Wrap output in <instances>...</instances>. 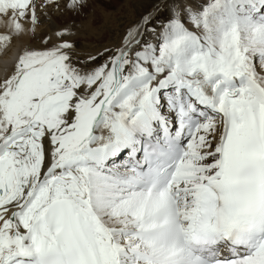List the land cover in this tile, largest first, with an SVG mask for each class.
Masks as SVG:
<instances>
[{"label":"snow or ice","instance_id":"snow-or-ice-1","mask_svg":"<svg viewBox=\"0 0 264 264\" xmlns=\"http://www.w3.org/2000/svg\"><path fill=\"white\" fill-rule=\"evenodd\" d=\"M103 54L0 79V264H264V0H154Z\"/></svg>","mask_w":264,"mask_h":264},{"label":"bare ground","instance_id":"bare-ground-1","mask_svg":"<svg viewBox=\"0 0 264 264\" xmlns=\"http://www.w3.org/2000/svg\"><path fill=\"white\" fill-rule=\"evenodd\" d=\"M138 1L141 2L142 0H82L83 5L69 7L70 0L67 3L63 2V4H59L58 0H35L37 7H39L37 8L38 21L35 25L37 31L34 30L33 32L31 21L25 19L22 23L26 30L19 36H13L7 47L0 49V79H2L3 74L5 76L12 71L14 67L12 61L23 49H40L54 46L52 42H45V36L49 32L54 35L59 33L64 24L77 21V18L78 21L86 19L85 29H83L84 37L74 36L68 41L76 42L79 37L82 40L87 36L86 43L90 45L94 44L93 42H98L97 44H99L101 41L109 39L112 30L118 28L117 16L125 13L129 15L130 11L134 16L132 8ZM44 4L49 7L42 8ZM185 4L187 5V2ZM62 8H64V12H62ZM190 8L193 9L192 7ZM113 10H115L114 13L112 12ZM87 13H89V16ZM133 16L131 17L134 18ZM186 24L189 27V24ZM70 30L72 31V28ZM7 31V27L0 24V33H6Z\"/></svg>","mask_w":264,"mask_h":264},{"label":"rangeland","instance_id":"rangeland-1","mask_svg":"<svg viewBox=\"0 0 264 264\" xmlns=\"http://www.w3.org/2000/svg\"><path fill=\"white\" fill-rule=\"evenodd\" d=\"M58 2H59V4H63V2L67 3L68 0H58ZM153 2H154V0H142L141 2L138 1V2H136L135 5H133V8H132L134 10V14H135L134 16H133L131 11L129 12V15H128V13H125L123 15H119L120 17L117 16L116 20H118L117 22L119 24L118 25L119 29L117 28L115 30H112L110 38L106 39L105 41L104 40L101 41L99 44H97L98 42H93L94 44L88 45L86 43L87 36L85 38H83L82 40L79 37V39L76 42L68 41L70 38H72L74 36L84 37V30L83 29H85L86 19L78 21V18H77V21H72V22H68V24H64L63 28H61L62 30L59 31V33H63V35H57V34L54 35L51 32H49L45 36V42H52L54 45H57L63 41H68V42L73 44L74 55L78 59L84 60L87 58L88 54L97 55L98 53H100L101 55L97 56L96 62L97 63H103L104 60L106 59V55L103 54L104 49L111 48V47L114 48L116 46H119L121 43L122 37L125 34V30L130 25L135 24V22H137L144 14L150 12L152 10ZM185 2H187V6L193 8L192 10H199L202 6H206L207 3L210 2V0H183L184 4H185ZM81 5H83V3H81ZM44 7H49V6H46V4H44V6H42V8H44ZM37 8H39V7H37ZM63 9L64 8H62V12H64ZM52 10H54V9H52ZM112 12L114 13L115 10H113ZM87 14L89 16V13H87ZM131 16H133L134 18H132ZM189 24H191V23H189ZM71 28H72V31L70 30ZM149 39H151V37H149Z\"/></svg>","mask_w":264,"mask_h":264}]
</instances>
